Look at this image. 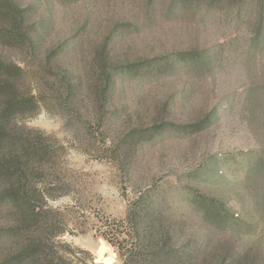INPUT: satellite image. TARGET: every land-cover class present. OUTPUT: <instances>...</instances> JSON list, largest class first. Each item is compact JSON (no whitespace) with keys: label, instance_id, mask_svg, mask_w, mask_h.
Listing matches in <instances>:
<instances>
[{"label":"rangeland","instance_id":"obj_1","mask_svg":"<svg viewBox=\"0 0 264 264\" xmlns=\"http://www.w3.org/2000/svg\"><path fill=\"white\" fill-rule=\"evenodd\" d=\"M14 96L30 100L6 110ZM0 125L8 148L12 131L53 136L32 180L69 187L50 202L76 210L61 240L95 263L105 244L122 264L75 229L81 211L127 230L153 192L200 264H264V0H0ZM20 215L0 200V262L28 238Z\"/></svg>","mask_w":264,"mask_h":264},{"label":"trees","instance_id":"obj_2","mask_svg":"<svg viewBox=\"0 0 264 264\" xmlns=\"http://www.w3.org/2000/svg\"><path fill=\"white\" fill-rule=\"evenodd\" d=\"M29 100L14 96L6 110L27 105ZM31 101L38 106L42 98L33 96ZM6 130L0 125V178L4 177L10 185L0 200L12 204L23 215L19 221L26 228L28 238L16 241L13 255L0 264H98L90 252L61 240L71 234L66 213L75 214L76 210L61 212L50 207V202L70 194L69 187L40 189L36 187L39 181L32 180L37 173L44 175V165L53 158L55 147L48 143L54 140L53 136L35 129L26 131L29 136L12 131L9 137L14 145L8 148L3 136ZM154 197L153 192H147L136 201L126 217L127 230L125 222L106 217L90 224V217L83 211L82 221H75V229L81 233L96 230L98 236L116 249L122 264H200L204 250L192 253L170 243L171 228L164 224L156 209L150 208L156 202Z\"/></svg>","mask_w":264,"mask_h":264},{"label":"bare ground","instance_id":"obj_3","mask_svg":"<svg viewBox=\"0 0 264 264\" xmlns=\"http://www.w3.org/2000/svg\"><path fill=\"white\" fill-rule=\"evenodd\" d=\"M97 253H99L98 261L103 262V264H112L115 262L116 254L109 251V248L105 244L102 245Z\"/></svg>","mask_w":264,"mask_h":264},{"label":"water","instance_id":"obj_4","mask_svg":"<svg viewBox=\"0 0 264 264\" xmlns=\"http://www.w3.org/2000/svg\"><path fill=\"white\" fill-rule=\"evenodd\" d=\"M99 263H101V261H98Z\"/></svg>","mask_w":264,"mask_h":264}]
</instances>
